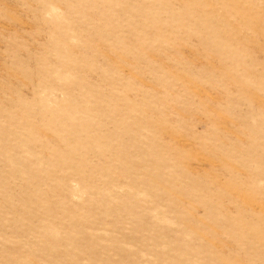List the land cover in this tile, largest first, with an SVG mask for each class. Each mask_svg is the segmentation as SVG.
<instances>
[{
  "label": "rangeland",
  "instance_id": "374dc122",
  "mask_svg": "<svg viewBox=\"0 0 264 264\" xmlns=\"http://www.w3.org/2000/svg\"><path fill=\"white\" fill-rule=\"evenodd\" d=\"M0 264H264V0H0Z\"/></svg>",
  "mask_w": 264,
  "mask_h": 264
}]
</instances>
